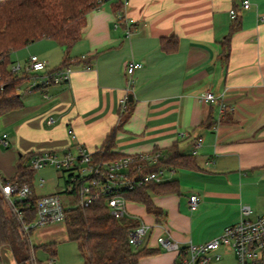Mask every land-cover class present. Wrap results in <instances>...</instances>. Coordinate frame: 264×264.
Listing matches in <instances>:
<instances>
[{"label":"crops","instance_id":"obj_1","mask_svg":"<svg viewBox=\"0 0 264 264\" xmlns=\"http://www.w3.org/2000/svg\"><path fill=\"white\" fill-rule=\"evenodd\" d=\"M117 1L125 2L110 0L88 15L70 55L79 62L71 66L69 82L33 91L28 82L20 87L23 107L0 118V136L10 138L8 148L0 145V176L14 178L20 162L28 164L38 152L61 156L82 145L96 154L110 134L111 151L120 157L160 152L165 159L174 150L195 156L190 167L167 168L179 192L151 194L164 220L143 204H126L128 217L151 227L145 248L156 251L138 264H174L176 252L162 249L158 237H171L181 247L199 245L239 222L243 206L252 209V220L264 214V0H250L247 11L240 0H126L127 24L117 20ZM232 10L241 28L231 38L226 61L223 43L233 25ZM163 40L168 49L177 43L176 49L163 50ZM38 44L14 52L12 63H25L31 55L45 61L50 51L65 58L58 44ZM130 63L142 65L131 80ZM207 92L221 99L223 112L218 103L201 100ZM125 98V110L133 104L124 121ZM59 173L63 186L37 193L40 197L71 199L63 193L67 179ZM192 195L200 201L196 211L188 204ZM39 229L49 231L48 237L64 233L62 240H69L65 224ZM4 254L15 264L11 252ZM231 255L236 260L233 253L223 257ZM44 258L43 263L49 254L44 252Z\"/></svg>","mask_w":264,"mask_h":264},{"label":"trees","instance_id":"obj_2","mask_svg":"<svg viewBox=\"0 0 264 264\" xmlns=\"http://www.w3.org/2000/svg\"><path fill=\"white\" fill-rule=\"evenodd\" d=\"M110 0H0V118L20 110L23 107V93L19 92L30 77L16 76L10 72L11 55L30 45L49 40L64 50L65 58L56 69L71 67L78 60H72L73 48L81 41L87 26L88 15L101 9ZM121 1L115 3V13L123 10ZM237 12V11H236ZM241 28L239 14L233 20L224 46V59L230 56L232 36ZM168 41H162V48L172 52L177 43L168 49ZM85 61V60H84ZM81 62V60H80ZM36 89H31L33 91ZM128 102L122 119L125 121L132 112ZM110 134L103 148L94 155L96 162H108L121 158L111 151L114 137ZM195 156L180 155L172 151L160 164L150 171L159 168L190 167ZM36 171L30 168L26 160L20 162L17 173L10 180H3V185H15L20 189L28 187L29 194L16 205L26 225L34 223L37 214V203L40 196L34 186ZM66 180V184L68 185ZM179 192L175 181L161 184H150L132 192L123 193L127 200L145 205L148 213L158 220L165 219V213L155 206L151 194L164 195ZM142 223L137 219L125 216L117 219L111 216L104 200L95 202L88 208H75L67 213L66 230L70 242L77 244L78 252L84 264H138L145 256L156 251L143 248L135 251L129 243V232ZM30 237L23 231L0 189V264H4L5 252H11L15 264H31L32 251L44 250L51 258H56V244L36 247Z\"/></svg>","mask_w":264,"mask_h":264},{"label":"built area","instance_id":"obj_3","mask_svg":"<svg viewBox=\"0 0 264 264\" xmlns=\"http://www.w3.org/2000/svg\"><path fill=\"white\" fill-rule=\"evenodd\" d=\"M240 1L243 11L251 8L250 0ZM128 5V1L125 0L124 9L117 14L118 21L126 19L125 8ZM230 14L234 20L238 13L232 10ZM125 21L127 24L128 21ZM82 59L85 60L86 57ZM141 68L140 63L129 64L127 74L130 80ZM9 69L13 75L30 77L27 81L30 89H45L52 84L67 83L72 74L71 67L49 70L47 62L36 55H31L25 63H12ZM201 100L210 104L218 103L221 112L224 111L225 105L219 103L221 99L211 92L203 94ZM127 101L128 98L122 101V111L125 110ZM72 139L76 140V136L72 135ZM0 145L6 148L10 146V138L7 134L0 136ZM94 155L82 145L76 146L75 153L68 152L61 156L51 152H38L31 155L29 166L36 172L52 167L63 173L69 182L63 193L71 197L75 204L73 207H66L61 194L41 196L37 203L36 219L31 225L24 224L23 216L16 205L17 201L26 198L30 189L3 185V179L0 176L1 192L28 237L31 230L65 224L70 210L78 207L88 208L100 200L106 202L111 216L117 219L123 218L127 216L128 201L123 193L154 183L168 182V175L172 173L165 167L150 171L162 161L163 156L160 152L124 156L108 162H96ZM44 185L45 180L42 179L38 186L42 188ZM188 204L192 211H196L200 205L199 198L195 195L190 196ZM240 214L239 222L227 226L217 238L206 243L181 247L171 237L162 235L157 238V244L164 250L176 252L174 264H214L222 260L224 253H233L237 264H264V214L252 220L249 218L252 215V209L247 206L241 208ZM150 231L151 227L142 223L129 232V243L135 251L147 246ZM163 231L167 230L163 228ZM31 264H58V262L51 257L44 263L39 262L35 252L32 251Z\"/></svg>","mask_w":264,"mask_h":264},{"label":"rangeland","instance_id":"obj_4","mask_svg":"<svg viewBox=\"0 0 264 264\" xmlns=\"http://www.w3.org/2000/svg\"><path fill=\"white\" fill-rule=\"evenodd\" d=\"M49 40L41 41L38 45L39 47L49 48L48 43H51V45H57L55 42H48ZM45 61L49 63V65L52 68H57L62 63V56L60 51H50L48 54H46ZM56 66V67H54ZM45 180V187L39 188V182L41 180ZM60 184V187L63 186V179L61 178V175L59 172H57L52 167H47L39 172L35 173L34 176V186L36 188V191L38 194L43 195L52 192L53 190H56L57 185ZM59 187V188H60ZM58 188V189H59ZM63 197V194H62ZM64 204L66 207H73L74 201L67 197H63ZM69 201V202H68ZM54 232H59L60 228H54ZM49 231L37 229L36 232L34 231L31 236V242L34 246L39 247L42 245H45L49 242L56 241V261L58 264H84L82 257L80 256L77 248V244L74 242H70L69 240H62L64 233L61 236H50L48 237ZM56 239V240H55ZM58 240V241H57ZM42 252H39V251ZM44 250L39 249L36 252V257L39 262L45 261L44 259ZM47 253V252H45ZM4 264H12L7 260H4ZM214 264H237L235 258L231 255L228 257H223L222 260L219 262H215Z\"/></svg>","mask_w":264,"mask_h":264},{"label":"water","instance_id":"obj_5","mask_svg":"<svg viewBox=\"0 0 264 264\" xmlns=\"http://www.w3.org/2000/svg\"><path fill=\"white\" fill-rule=\"evenodd\" d=\"M133 100V97L132 96H130V101H132Z\"/></svg>","mask_w":264,"mask_h":264}]
</instances>
